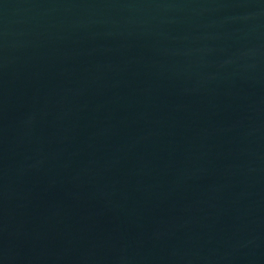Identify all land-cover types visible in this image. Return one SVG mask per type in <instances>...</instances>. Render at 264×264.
Returning a JSON list of instances; mask_svg holds the SVG:
<instances>
[{"label":"water","instance_id":"1","mask_svg":"<svg viewBox=\"0 0 264 264\" xmlns=\"http://www.w3.org/2000/svg\"><path fill=\"white\" fill-rule=\"evenodd\" d=\"M0 264H264V0H0Z\"/></svg>","mask_w":264,"mask_h":264}]
</instances>
